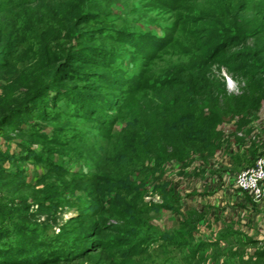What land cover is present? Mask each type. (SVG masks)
<instances>
[{
  "label": "rangeland",
  "instance_id": "374dc122",
  "mask_svg": "<svg viewBox=\"0 0 264 264\" xmlns=\"http://www.w3.org/2000/svg\"><path fill=\"white\" fill-rule=\"evenodd\" d=\"M88 7L91 22L82 39L66 28L61 16L45 7L44 0H0V40L6 38L7 32L13 34L12 40L19 37L18 45L4 51L6 56L0 69V153L7 157L4 163L0 162V205L10 210L17 208L20 214L29 216L26 227L42 237L31 243L35 254L43 252L46 256L61 249V244L73 247L70 239L59 237L71 229L68 220L77 219L79 211L85 209L92 198L80 192L70 198L65 196L62 199L72 202L71 205L63 208L61 214L55 213L52 220H56L55 225L47 223L46 212L34 204V199L38 198L36 192L41 190L38 185L41 178L46 172L54 175L63 169L67 171L64 174L78 178L92 177L96 169L114 167L106 160L114 156L119 165L116 169L126 172V168L133 167L135 173L131 179H138L142 171L137 164L144 160L132 150L123 155L125 144L118 143L117 138L128 136L125 137L128 144L126 139L135 143L134 135L161 137L164 141L159 140L155 150L165 143L161 148L163 156L173 157L164 165L157 183L148 180L145 202L163 203L159 190L153 188L155 184L166 183V194L171 189L178 199V190L196 187L204 190L208 175L217 168L220 170V177H216L220 182H215L218 184L211 187V193L198 200L200 204L196 196L189 201L196 207H210L203 210L205 217L201 213L197 215L203 222L197 221L195 227L191 224L183 229L190 239L176 241L179 249L164 255L162 262L254 264L255 254L264 253V213L240 230L231 198L244 193L236 189L235 175L253 168L259 159L264 160V68L258 76L255 75L257 70L249 75L247 69L238 68L230 75L222 69L203 100L193 94L188 75L201 70L199 61L204 57L205 44L215 46L219 42L214 41L215 36L222 41L232 36L239 42L246 39L240 52L248 53L252 47L251 35L257 34L264 46V0H91ZM233 27L239 36L234 34ZM128 38L132 46L126 43ZM91 52L107 56L102 69L89 64ZM83 55L89 58L85 74L94 75L93 78L103 76L108 82L99 90L98 97L94 95L93 81L54 83L58 80L53 74L56 63ZM183 75L187 80L180 83ZM179 76L180 81H171L175 77L178 80ZM113 82L118 84L116 88L112 87ZM140 82L139 90L131 89L127 93L128 88ZM222 82L224 87L220 85ZM33 96L38 99L31 104L29 100ZM22 112L28 114L21 116ZM7 113L10 115L4 117ZM43 115H49V121H45L47 118ZM184 116L216 122L210 136L212 147L202 152L197 151L198 142L186 147L180 126L172 128L180 125L178 122ZM6 121L9 124L4 123ZM13 124L21 125L24 132L30 131L32 137L28 132L20 135ZM36 133L50 139L54 136L55 142L34 138ZM22 141L32 144L30 155L19 147ZM185 151L188 152L184 154ZM232 153L233 157L229 158ZM179 157L181 162L177 161ZM127 159L133 166L126 167ZM103 160L105 166H102ZM11 176L20 179H9ZM227 178L229 188L226 189ZM225 189L227 195L222 192ZM22 200L26 201L23 208L18 206ZM169 202H173L172 198ZM89 214L88 210L84 212L85 217ZM177 214L161 210L157 217H152L149 225L154 235L151 237L155 240L163 232L179 230L180 223H188ZM44 222L49 229L43 231ZM110 222L115 224L114 220ZM142 235L138 233L136 238ZM99 238L106 242L111 240L106 235ZM17 242L4 240V245L0 243V246L12 248ZM42 242L48 247H40ZM104 254L106 252L96 255L94 263L113 264V252ZM135 262L147 264L136 259L131 264Z\"/></svg>",
  "mask_w": 264,
  "mask_h": 264
},
{
  "label": "trees",
  "instance_id": "16d2710c",
  "mask_svg": "<svg viewBox=\"0 0 264 264\" xmlns=\"http://www.w3.org/2000/svg\"><path fill=\"white\" fill-rule=\"evenodd\" d=\"M44 2L48 10L55 13L57 16H61L63 20L66 21L67 25L65 26L67 29L79 34L82 39L85 38L91 22L88 13V6L91 0H44ZM232 31H234L235 35H240L237 30H234V27ZM235 31H237V33ZM11 32L14 33L13 30H11ZM249 37L253 39V45L248 49V53H246V51L240 52L242 46L245 45L246 39L239 42L235 40L233 36L225 41L215 36L214 41L217 42L219 40L215 46L212 43L205 44L206 49L203 53L204 57H201L199 61L201 63V70L196 74L188 75V83L194 95L200 97V100L205 99L203 96L207 97L208 92L212 89L211 83H214L213 81L217 82L216 77L220 76L222 69H225L230 75L238 68L247 69L249 75H254L255 70H257L255 75H261L260 70L264 68V59L260 57L263 44L257 34ZM12 39L13 34L7 32L6 38L0 40V69L4 64V58L6 56L4 51L12 49L14 45H18L19 37L16 36V40ZM125 41L128 45L132 46L129 38ZM132 41L133 40H131V42ZM89 57L91 59V62L89 60V64L97 70L102 69L103 65L106 64L107 56L103 53L91 52ZM88 59L89 58L84 55L79 57L74 56L64 58L59 62L60 64L56 63L55 68H53V74L57 76L58 80L54 83L57 84L60 83V81H93V88L96 92L94 95L97 97L100 96L99 90L106 86L108 82L104 80L103 76L98 75L97 78H93L94 75L88 76L85 74L84 71L86 69V64H88ZM185 75L182 76L184 79L179 76L178 80L175 77L171 78V81H180L182 79L180 83H184V81L187 80ZM96 83H98L99 86H95L97 85ZM141 83L142 82L137 83L133 88H128L127 93H130L134 89L139 90L142 85ZM116 85L118 84L113 82L112 87L116 88ZM220 85L224 87L223 82ZM205 86H207V90H204ZM37 99V96H33L29 100V103L34 104ZM39 100L41 101L42 98H39ZM25 114L27 115L28 112H22L21 116ZM9 115L10 114L7 113L4 117ZM43 118H47L45 121H49V115H43ZM194 119L196 121L190 116H184L183 119L178 122L180 125H174L172 128L175 130V127L180 126L186 147H190L191 144L198 142L199 144L197 145L199 146L197 151H206L210 146L212 147L210 136L216 122H210L207 118L205 119L202 117H194ZM4 123H8V121ZM159 123L160 122L157 121V124ZM23 124L25 125L27 122H23ZM13 125L17 128L20 135L30 133L31 135L28 136L32 137L33 134L30 131H27L28 133L24 132V130L21 129V125ZM125 137L128 138V136L117 138L118 143L125 144L124 147H122L124 151L123 155L132 150L133 153L139 156V159L141 158L144 160L143 163L137 164L140 168L139 171H142L140 178L135 180L131 179L135 173H133V167L129 170L126 168V172L116 169L119 168L117 164L118 160L114 159L113 156L112 159L107 158L106 160L110 161V164L114 165L115 168L112 166L111 169H107V167L96 169L92 177L78 178L75 175L64 174V172L67 171L63 169L54 172V175H52L53 173L51 174L49 172L48 174V172H46V175L38 182L41 190H39L40 192H36V194L38 193V198L34 197V204L46 212L45 221L47 223L53 222L55 225L56 220L52 221L55 219V213L61 214L60 211H62L63 208L71 205L72 202H67L62 199L65 198V196L70 198L76 192H80L83 194L87 193L89 197L92 198L87 203L88 206L85 209L82 210L80 208V210L78 208V210H80V216L77 219H69L68 224L71 229L59 237L66 241L70 239L72 243H74L72 244L74 245L73 247L61 244L63 245L60 247L61 249L48 253L46 256L42 254L43 252L35 254V246H31V243L42 237L36 230L29 228V226L28 228L26 227L29 225L28 222H30L29 216L20 214L17 208L10 210L3 206V204V207L0 205V243L9 239L18 241L16 246L14 244L12 245L14 246L12 248L7 245L0 246V264H95L96 255L105 252L106 254L113 252V259H111L113 264H131L134 259H136L137 262H147V264H164L165 262H162L161 258L170 251L179 249V244H176V241L190 239L188 234L183 233V229H188L191 224L194 227L196 226L198 221L196 213H188L185 220L188 223H180L179 230L172 233L163 232L159 234L155 240L151 237V235H154L151 233L149 225L154 219L152 217H157L161 210L177 212L179 207V202L176 198L177 195L175 196L176 193L172 195L173 192L170 189V193L166 194V192H168V185L166 183L155 184L153 187L157 191L159 190V194L162 195V199L164 200L163 203L153 204L151 201H144L145 185L148 180L149 182L153 180L154 183H157V181L160 180L159 177L163 172L164 165L173 155H170L168 158L163 156L161 148L164 147L165 143H161L162 145L155 150L154 146H157L156 143L159 140L164 141L161 137L158 139L156 136L151 138L150 136L146 137L143 135L142 137H138L134 135L132 141H135V143H129L130 140L126 139L128 144L125 142ZM34 138L47 140L49 143L55 142L54 136L50 139L46 135L36 133ZM151 142L155 143L152 144ZM25 143L22 141L18 145L23 151H26L27 154L30 155L31 152L29 153V148L32 144ZM187 152L188 151H185L184 154ZM184 154H182V156ZM181 157H179L177 161L181 162L183 158ZM6 158L4 154L0 153L1 164L6 161ZM16 159L17 158L13 160ZM39 160L40 159H38V161ZM129 162L127 159L126 167L133 166V164L131 165ZM102 166H105L104 160L102 161ZM157 173L158 176H156ZM9 179L19 180L20 178L11 176ZM170 198L173 200L171 204L170 202L168 203V199ZM25 205V200H22L20 204H18L21 208L25 207ZM76 205L82 206L79 203H76ZM86 210L90 211V214L85 217L84 212ZM9 213L13 215H9ZM110 220H114L115 224H111ZM41 225L44 226L43 231L49 229L45 222ZM61 230H64V228ZM138 233H141V235L143 234V237L136 238ZM42 235H44V233ZM104 235H106V238L108 237L111 239L110 242H106L99 238H103ZM251 243L252 242H250V244ZM41 246L48 247L46 242H42L40 244V247ZM254 259H256L254 264H263L264 253H256ZM135 264L138 263L135 262Z\"/></svg>",
  "mask_w": 264,
  "mask_h": 264
},
{
  "label": "crops",
  "instance_id": "0c3cea01",
  "mask_svg": "<svg viewBox=\"0 0 264 264\" xmlns=\"http://www.w3.org/2000/svg\"><path fill=\"white\" fill-rule=\"evenodd\" d=\"M237 152L242 153V151H237ZM233 155H234V153L229 155V158H232ZM216 172H217V174H216ZM219 172H220V170L217 168V171L213 170V174L208 175V178H206V181H204V182H206L205 186H204V190L201 189V187L200 188L196 187V188H193V189L188 190V191H184V190L179 191L178 190L179 207H178L177 212H174V213L175 214L178 213L177 214L178 216L182 215L181 217L182 218L184 217L185 219H186V216L188 213H196L197 215H199V213H201L202 217H205L202 214V213H204L203 210H208L210 207L209 206H206V207L205 206H201V207L197 206L196 207V206L192 205L190 202L195 196L197 197L196 198V202H197L198 200L199 201L203 200L205 198L204 197L205 195L211 193V192H209V190H212L211 187L218 184V183L216 184L215 182L216 181L220 182V180H218V179L216 180V177H218V178L220 177V174H218ZM206 174H209V173L206 172ZM225 184H226V189L229 188L228 178L226 179ZM207 185H208V187H207ZM219 185H221V184H219ZM226 189L222 192L227 195L228 190H226ZM231 199H233L235 202L233 204L235 206V207H233V211H234V213L238 214V218H239L238 229H240V230H242L243 227L246 226L250 220L253 221V220L258 218L259 214L264 213V198L262 200H254L250 195H248L246 193H237V197H235V198L232 197ZM199 201H198V204H200ZM211 210L213 211V209H211ZM164 211H167V210H164ZM198 221L203 222L202 219H199ZM198 225H199V223H198ZM199 231H198V234L201 235L199 233ZM203 239H205L207 241L211 240L210 237H203Z\"/></svg>",
  "mask_w": 264,
  "mask_h": 264
},
{
  "label": "built area",
  "instance_id": "2783aa9c",
  "mask_svg": "<svg viewBox=\"0 0 264 264\" xmlns=\"http://www.w3.org/2000/svg\"><path fill=\"white\" fill-rule=\"evenodd\" d=\"M236 189L247 193L254 200L264 198V160L259 159L253 168L241 171L234 177Z\"/></svg>",
  "mask_w": 264,
  "mask_h": 264
}]
</instances>
